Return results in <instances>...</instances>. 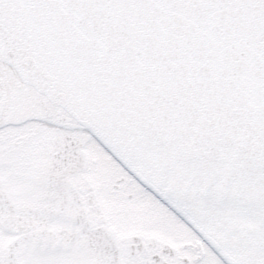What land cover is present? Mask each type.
<instances>
[{"label":"snow or ice","instance_id":"snow-or-ice-1","mask_svg":"<svg viewBox=\"0 0 264 264\" xmlns=\"http://www.w3.org/2000/svg\"><path fill=\"white\" fill-rule=\"evenodd\" d=\"M0 264H264V0H0Z\"/></svg>","mask_w":264,"mask_h":264}]
</instances>
